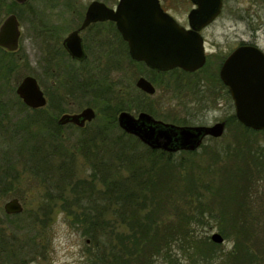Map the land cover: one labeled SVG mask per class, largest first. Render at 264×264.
Returning <instances> with one entry per match:
<instances>
[{
  "label": "trees",
  "instance_id": "trees-1",
  "mask_svg": "<svg viewBox=\"0 0 264 264\" xmlns=\"http://www.w3.org/2000/svg\"><path fill=\"white\" fill-rule=\"evenodd\" d=\"M104 81L93 75L86 92L83 85L78 92L96 110L84 128L60 126L35 110L6 130L12 145L20 138L17 150L26 156L30 172L41 181L51 180L49 198L62 202L61 209L89 240L87 264H180L178 252L191 261L215 256L225 258L224 264L264 261V132L243 126L233 114L227 119L234 128L231 140L210 138L212 144L203 143L200 151L152 150L120 129L121 106ZM63 88L61 107L73 97L70 77ZM65 127L73 129L71 144L63 142ZM8 154L0 159L3 194L13 184L7 173L15 158ZM78 157L89 167L86 178L78 174ZM192 225L200 232L216 226L224 238H234V247L216 255L218 245L209 236L196 235ZM2 246L0 240V251Z\"/></svg>",
  "mask_w": 264,
  "mask_h": 264
},
{
  "label": "rangeland",
  "instance_id": "rangeland-1",
  "mask_svg": "<svg viewBox=\"0 0 264 264\" xmlns=\"http://www.w3.org/2000/svg\"><path fill=\"white\" fill-rule=\"evenodd\" d=\"M90 1L92 0H75V8H67L62 5L59 16L57 19H53L57 23L64 24L61 30V38L69 33L78 19L72 10L77 9L79 13H82ZM240 1L241 5L249 4L244 0ZM165 3L179 21L186 22L191 7L187 0H165ZM249 5H252V10L247 23V21L240 20L238 14L232 12L230 3L228 4L224 15L213 28L207 31L211 49H216L212 46L214 43L224 46L227 44L226 41L239 42L241 40L254 41L264 49V0H253ZM30 53L35 59L40 57L39 50H31ZM95 54L100 56L102 53L95 52ZM91 59L93 75L99 76L108 85L111 80L108 92L112 94L113 98H119L120 88H123L125 93L130 94V96L139 95L135 82L137 77L143 74L138 66L129 65L127 62H116V65L110 66L102 56L98 60H94V56ZM63 63L62 59L61 64ZM217 68V62L213 61L207 70L196 75H187L180 71L173 73L171 78L166 79L170 83L171 91L164 90L165 82H163L161 86H157V92L154 96L145 98L147 107L151 106L155 110V118L177 125H213L216 122L225 121L226 131L224 135L213 139L226 137V140H231L234 128H231V125L228 127L227 119L235 114V111L231 97L220 87L215 78ZM54 80L56 85L60 87V93L64 96L63 86L68 78L66 79L65 76L61 75ZM118 81L121 82L118 83ZM18 84L19 81L15 80L0 84V159L4 152H8L9 158L16 160L11 164L14 169L10 167L11 173H7L10 175L8 181L13 183L10 186L11 189L8 190L7 194H3L2 190L5 188L0 186V240L3 242L0 251V264H87L85 250L89 240L83 236L81 229L72 224L71 219L61 209L62 202L55 196L53 199L49 198L50 194L48 193L53 191L50 184L51 180L41 181L39 177L30 172L26 156H21L17 150V143L21 141L20 138L15 141L14 146L11 144L14 141L9 137L8 132L6 133L9 127L12 130L17 123L30 118L32 115V111L25 109L20 103L16 94ZM41 86L45 88L47 83L44 81ZM191 87L198 90L195 91ZM89 99V97L81 96L74 102L71 98L67 102H63L62 107L58 106L55 112L52 109L47 111L50 112V116L58 119L64 112L80 111L87 106L86 101ZM122 99L127 101L125 97ZM140 102L142 104L141 100ZM126 105H128L127 102ZM60 108L63 109L62 113H60ZM141 110L131 107L129 111L137 115V112ZM174 120L179 122L183 120L184 124L174 122ZM64 133L63 142L71 144L75 138L73 129L65 127ZM260 138L264 137L260 135ZM204 143L212 144L210 138H207ZM78 174L82 178H86L90 174L88 165L80 157H78ZM218 178L219 176L213 178L217 184H219ZM260 191L263 189L260 188ZM263 195L262 193L261 197ZM13 198L19 199L23 206V212L19 218L8 219L5 216L4 205ZM9 221H14L13 224L16 226L10 224ZM191 228L197 230L196 235L209 236L210 240L213 233L219 232L216 226L203 229L201 232L197 225H192ZM224 239L222 244L214 243L211 240L212 243L218 245L216 255L225 254L234 247V238ZM254 251L259 254L257 249ZM175 255L179 258L180 264H224L226 260L221 256H215L207 261L203 258L191 261L188 259L189 256L183 252H178ZM253 261L255 263L252 262V264H264L260 258H254ZM155 264H163V262L158 260Z\"/></svg>",
  "mask_w": 264,
  "mask_h": 264
},
{
  "label": "water",
  "instance_id": "water-1",
  "mask_svg": "<svg viewBox=\"0 0 264 264\" xmlns=\"http://www.w3.org/2000/svg\"><path fill=\"white\" fill-rule=\"evenodd\" d=\"M193 1L198 8L188 14L190 30L164 12L159 0H121L116 13L107 12L105 7V10L100 9L102 5L94 2L89 6L79 30L96 20L110 18L117 22L133 59L143 61L156 70L180 68L195 72L205 64L203 41L198 31L218 16L222 0ZM2 30H6L5 26ZM79 30L72 32L64 40V45L71 56L81 59L85 57V52ZM220 77L229 89L237 120L247 128L264 132V52L254 46L237 48L223 64ZM137 86L149 94L155 91L154 86L143 77L137 81ZM16 92L30 108L46 104L33 76L25 77ZM95 117V110L86 107L79 113L61 115L58 124H74L83 128ZM117 120L124 132L135 136L148 148L167 153L196 151L206 138H220L226 131L225 121L213 125H177L157 120L146 112L135 117L123 111ZM4 211L8 215L21 214L23 206L18 198H13L5 203ZM211 240L222 244L225 239L221 233L215 232Z\"/></svg>",
  "mask_w": 264,
  "mask_h": 264
},
{
  "label": "flooded vegetation",
  "instance_id": "flooded-vegetation-1",
  "mask_svg": "<svg viewBox=\"0 0 264 264\" xmlns=\"http://www.w3.org/2000/svg\"><path fill=\"white\" fill-rule=\"evenodd\" d=\"M74 1L0 0V84L7 83L13 80L19 81L20 84L25 77L33 76L37 80L38 85L40 86L44 94L46 104L39 108H30L18 96L20 99V103L25 109L32 111V113L37 110L39 111L41 117L45 116L48 120H53L55 118L50 116V112L47 110L52 109V111L55 112L56 108L59 106V100L62 95L60 93V87L56 85V81L54 79L60 77L61 75L65 76L66 78L70 77V89L73 96L71 98H73L74 102H76L75 99H78L77 97L81 96V94L78 93L82 88L81 85L84 86V91L86 92V89L89 85L88 83L93 77L91 58H93L94 56V60H98V58L102 56V58H104V60L107 61V64L110 66L116 65V62H127V64L129 65L138 66L143 74L138 76L135 82V85L139 90L138 96H130V94L128 95L125 93L123 88H120L118 100L121 106V110L118 112L117 118L118 115L123 111L131 113L129 111L131 110V107L138 110L142 109L141 111L137 112V115L131 113L135 117H138L141 112H146L155 118V110L151 106L147 107L145 98L154 96L157 92V86H161L163 82H165L164 90L171 91L170 83H168L166 79L171 78L174 71H186L180 68H174L170 70H156L148 67L147 64L143 61H137L133 59L130 55L128 42H126L122 33L120 32L117 26V22L110 18L104 20H96L94 22H91L84 29L79 30L84 23L86 13L92 3L98 2L102 5L99 7L100 9L103 8V10H105V7L107 9V12L116 13L118 11V6L121 0H92L88 3L82 13H79L77 9L72 10V12L76 14V17L78 19L76 23H74L69 33L61 38V30L64 24L57 23L56 21H53V19H57V17L59 16L62 5L66 6L67 8H75ZM244 1L249 2V4L253 2V0ZM159 2L164 12L174 17L176 21L185 29H191L188 15L186 22H181L171 13L170 9L165 3V0H159ZM187 2L191 5L189 13L191 10L198 8V5L193 0H187ZM240 2V0H222L221 10L218 16L211 23L202 27L198 31L203 41L205 64L202 68L195 72L186 73H189L190 75L202 73L207 70L208 66L213 61H216L218 70L215 74V78L216 80L223 83L220 77V70L227 58L237 48L242 46H254L264 52V49L261 48L256 42L246 40H241L239 42L226 41L227 44L224 46L218 45L219 43H214L212 46H214L216 49H211L209 47V37L207 36V31L210 28H213L218 20L224 15V12L229 3L232 12L237 13L240 20H248L250 11L252 10V5H241ZM4 26L6 28L5 31L2 30ZM77 30H79L78 35L81 39L82 46L85 52V57L81 59L71 56L64 45V40L72 32ZM10 47L16 48L10 49ZM31 50H39L40 57H37V59H35L32 53H30ZM95 52L102 54L100 56H97ZM62 59L64 61L63 64H61ZM141 77L148 80L154 86L155 91L153 94H149L137 86V81ZM82 80L86 83L79 84L78 81L80 82ZM44 81L47 83V86L45 88H42L41 83ZM109 82L111 84V80ZM120 82L121 81H118V83ZM220 87L222 86L220 85ZM224 87L225 88L222 89L225 90L226 93L228 92V95L231 97L228 87L225 85ZM123 97L127 98V101L123 100ZM140 100L142 101V104ZM126 102L128 103V105H126ZM86 107L91 106L87 105ZM80 111L69 114L79 113ZM65 113L68 112H64L63 114ZM58 119H55L57 124ZM94 119L92 121H94ZM91 122L86 123L85 126ZM69 125L74 124H66L60 126Z\"/></svg>",
  "mask_w": 264,
  "mask_h": 264
}]
</instances>
